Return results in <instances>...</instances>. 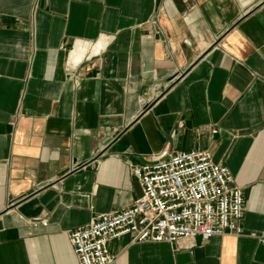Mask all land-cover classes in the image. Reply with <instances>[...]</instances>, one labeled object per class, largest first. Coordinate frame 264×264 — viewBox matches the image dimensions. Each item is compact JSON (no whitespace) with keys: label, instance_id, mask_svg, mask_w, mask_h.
Listing matches in <instances>:
<instances>
[{"label":"crops","instance_id":"0c3cea01","mask_svg":"<svg viewBox=\"0 0 264 264\" xmlns=\"http://www.w3.org/2000/svg\"><path fill=\"white\" fill-rule=\"evenodd\" d=\"M163 149L230 170L243 234L124 236L115 264H264V0H0V264H79L68 232Z\"/></svg>","mask_w":264,"mask_h":264},{"label":"built area","instance_id":"2783aa9c","mask_svg":"<svg viewBox=\"0 0 264 264\" xmlns=\"http://www.w3.org/2000/svg\"><path fill=\"white\" fill-rule=\"evenodd\" d=\"M131 172L142 194L130 207L68 232L79 264H115L118 256L109 244L124 236L134 244H174L243 234V189L209 151L163 149L144 157Z\"/></svg>","mask_w":264,"mask_h":264},{"label":"water","instance_id":"95a60500","mask_svg":"<svg viewBox=\"0 0 264 264\" xmlns=\"http://www.w3.org/2000/svg\"><path fill=\"white\" fill-rule=\"evenodd\" d=\"M147 108H148V107H147ZM83 165H85V164H80V165L78 166V168L82 167ZM78 168H77V169H78Z\"/></svg>","mask_w":264,"mask_h":264}]
</instances>
